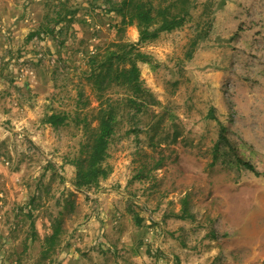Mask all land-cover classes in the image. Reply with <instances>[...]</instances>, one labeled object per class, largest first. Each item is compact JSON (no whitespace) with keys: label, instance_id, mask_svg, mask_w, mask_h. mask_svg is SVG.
Returning a JSON list of instances; mask_svg holds the SVG:
<instances>
[{"label":"rangeland","instance_id":"374dc122","mask_svg":"<svg viewBox=\"0 0 264 264\" xmlns=\"http://www.w3.org/2000/svg\"><path fill=\"white\" fill-rule=\"evenodd\" d=\"M112 1L0 0V264H264V0H192L145 41ZM63 2L73 21L28 37ZM117 42L151 55L147 91H107L109 173L77 189L90 60Z\"/></svg>","mask_w":264,"mask_h":264},{"label":"trees","instance_id":"16d2710c","mask_svg":"<svg viewBox=\"0 0 264 264\" xmlns=\"http://www.w3.org/2000/svg\"><path fill=\"white\" fill-rule=\"evenodd\" d=\"M62 6L63 10H57L55 16H51L28 37L41 33L55 37L56 27L60 23H71L77 9L70 8L66 2H63ZM193 6L192 0H117L104 7L102 12H115L121 17L122 24H135L140 34V41H145L156 38L161 32H169L181 27ZM136 45V43L117 42L112 45L113 47L106 48L101 57H92L90 60L91 68L87 77L97 91L98 105L94 107L93 116L96 124L92 125L91 121L84 120L85 142L82 143L80 155L72 160V164L76 166L73 184L77 189L85 185H97L99 179L105 178L109 173L104 161L110 139L116 131L118 113L107 91L117 84L127 85L137 94L147 91L143 87L137 62L151 63L152 57L138 49ZM67 118V113L52 112L46 115L44 121L52 126H59L64 124ZM237 163H242L248 169H254L250 163L241 159H238ZM58 232L59 229L55 228L52 234L44 238L41 252L43 258H46L49 251L54 248ZM32 233L34 239L33 228Z\"/></svg>","mask_w":264,"mask_h":264}]
</instances>
